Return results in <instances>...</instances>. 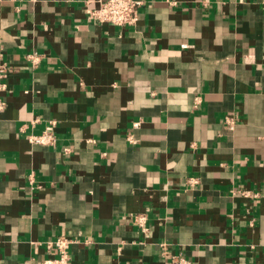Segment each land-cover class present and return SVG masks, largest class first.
Wrapping results in <instances>:
<instances>
[{
  "label": "crops",
  "instance_id": "1",
  "mask_svg": "<svg viewBox=\"0 0 264 264\" xmlns=\"http://www.w3.org/2000/svg\"><path fill=\"white\" fill-rule=\"evenodd\" d=\"M87 1L0 0V264H264V0Z\"/></svg>",
  "mask_w": 264,
  "mask_h": 264
},
{
  "label": "built area",
  "instance_id": "2",
  "mask_svg": "<svg viewBox=\"0 0 264 264\" xmlns=\"http://www.w3.org/2000/svg\"><path fill=\"white\" fill-rule=\"evenodd\" d=\"M140 5L137 0H102L99 1L98 6H93L90 2L85 3V13L87 19L94 23H108L120 27L133 25L137 18V8ZM28 58L35 62L37 56L28 55ZM8 69L4 66H0V78L5 77ZM35 122V121H34ZM232 124L231 119L227 118V123ZM137 125V124H135ZM55 122L48 121L43 130L39 134H30L27 136V141L30 144L52 147L56 143V137L54 134ZM238 194L247 197L249 192L239 191ZM133 222L137 227L145 230V216L142 214L134 215L132 217ZM70 240L65 237H57L49 242V246L55 248V257L44 261L42 264H71L69 258V245ZM172 264H191L183 256L172 257Z\"/></svg>",
  "mask_w": 264,
  "mask_h": 264
}]
</instances>
